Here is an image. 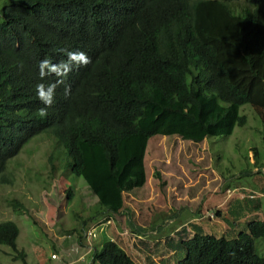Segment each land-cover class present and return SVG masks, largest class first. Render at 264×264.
Here are the masks:
<instances>
[{
    "label": "trees",
    "instance_id": "trees-1",
    "mask_svg": "<svg viewBox=\"0 0 264 264\" xmlns=\"http://www.w3.org/2000/svg\"><path fill=\"white\" fill-rule=\"evenodd\" d=\"M68 51L90 63L39 76L40 61L59 65ZM39 83L56 85L44 117ZM244 105L264 128V0H19L2 10L0 177L30 140L51 131L70 173L84 179L104 214L118 215L124 194L146 183L150 138L229 137L246 125ZM66 194L70 202L71 189ZM260 203L246 200L228 214L238 221ZM18 235L15 223H0V248L25 262ZM257 239L264 221L229 240L195 232L181 242L185 256L176 264H264ZM89 263L135 264L110 239L91 250Z\"/></svg>",
    "mask_w": 264,
    "mask_h": 264
},
{
    "label": "rangeland",
    "instance_id": "rangeland-1",
    "mask_svg": "<svg viewBox=\"0 0 264 264\" xmlns=\"http://www.w3.org/2000/svg\"><path fill=\"white\" fill-rule=\"evenodd\" d=\"M18 2L0 0V20L3 8ZM240 114L246 125L229 137L201 143L150 138L146 183L124 194L118 215L104 214L84 179L70 173L66 153L51 131L37 135L0 177V223L17 225L16 247L25 254V262L15 260L16 253L2 246L0 264H90L91 250L105 239L135 264H176L185 256L181 242L195 232L228 240L247 232L249 222L264 221V128L249 105ZM256 198L259 211L245 210L238 221L229 216L237 204ZM211 212L213 219L207 217ZM84 223L93 227L89 242L79 239ZM255 252L264 257V240H255Z\"/></svg>",
    "mask_w": 264,
    "mask_h": 264
},
{
    "label": "clouds",
    "instance_id": "clouds-1",
    "mask_svg": "<svg viewBox=\"0 0 264 264\" xmlns=\"http://www.w3.org/2000/svg\"><path fill=\"white\" fill-rule=\"evenodd\" d=\"M90 63L89 57L82 51H68L67 60L62 61L59 65L53 64L50 60L45 59L39 63V76L41 78L48 74L60 73L66 74L71 71L72 66L79 65L84 66ZM56 85L49 83H39L36 85L37 98L45 105L44 108L39 109V115L44 117L47 115V107H50L53 103L55 96ZM84 239V238H83ZM85 240V239H84Z\"/></svg>",
    "mask_w": 264,
    "mask_h": 264
},
{
    "label": "built area",
    "instance_id": "built-area-1",
    "mask_svg": "<svg viewBox=\"0 0 264 264\" xmlns=\"http://www.w3.org/2000/svg\"><path fill=\"white\" fill-rule=\"evenodd\" d=\"M249 198H253V196H250ZM214 216H215V215H214L213 212L207 214V217H208L209 219H213ZM93 236H94V233H93V227H91V228H87V227H86V229H85L84 232H83V238L85 239V241L89 242V240H91V238H93ZM52 258H54V255H53Z\"/></svg>",
    "mask_w": 264,
    "mask_h": 264
},
{
    "label": "crops",
    "instance_id": "crops-1",
    "mask_svg": "<svg viewBox=\"0 0 264 264\" xmlns=\"http://www.w3.org/2000/svg\"><path fill=\"white\" fill-rule=\"evenodd\" d=\"M145 171H146V166H145ZM127 209H128V208H127ZM127 209H126V210H127ZM170 222H172V221H170ZM87 226H88V225H86L85 228H86ZM111 240H112V239H111Z\"/></svg>",
    "mask_w": 264,
    "mask_h": 264
}]
</instances>
